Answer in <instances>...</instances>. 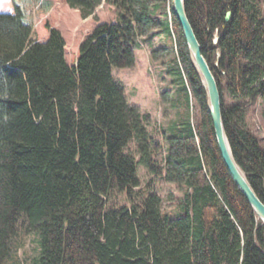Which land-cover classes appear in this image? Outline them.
I'll use <instances>...</instances> for the list:
<instances>
[{
	"label": "trees",
	"instance_id": "1",
	"mask_svg": "<svg viewBox=\"0 0 264 264\" xmlns=\"http://www.w3.org/2000/svg\"><path fill=\"white\" fill-rule=\"evenodd\" d=\"M65 3L84 19L104 3L116 10L82 40L73 64L61 27L47 22L48 38L35 36L32 11L51 1L0 9V264H25L19 252L29 234L38 236L35 264H264V223L222 159L208 93L174 10L169 15L161 0ZM185 6L219 83L235 159L264 201V146L247 124L250 107L264 106L261 2ZM155 30L175 36L191 84L184 81L179 95L189 107L193 92L202 111L197 126L188 114L167 137L164 165L149 116L114 75L135 65L141 38ZM132 142L139 158L126 152ZM140 164L184 186L177 214L143 186Z\"/></svg>",
	"mask_w": 264,
	"mask_h": 264
},
{
	"label": "rangeland",
	"instance_id": "2",
	"mask_svg": "<svg viewBox=\"0 0 264 264\" xmlns=\"http://www.w3.org/2000/svg\"><path fill=\"white\" fill-rule=\"evenodd\" d=\"M12 1L0 0V9H7ZM51 1L53 5L51 11L49 10L50 13L38 10L33 15L35 35L39 34L47 22L61 27L67 40V57L72 64L77 58L79 45L86 35L99 22L112 21L116 17L115 8L105 3L98 8L95 15L84 19L80 12L70 9L65 0ZM161 1L166 3L169 15H171L173 0ZM259 1L264 13V0ZM141 41L142 46L136 51L135 65L115 69L114 75L125 85L128 101L139 105L142 111L149 116L148 128L161 146L155 157L161 165H164L172 145L167 137L176 136L175 126L179 122H186L188 114L193 124L197 126L201 121L202 111L193 92L190 93L189 107L184 94L179 95L185 82L187 85L191 84L189 79L185 80V71L179 68L180 61L175 36L155 30L145 34ZM226 103L227 105L232 103V99L227 94ZM247 124L264 146V106L260 101L250 107ZM128 151L136 154L137 158L140 157L136 142L130 143L128 149L126 148V152ZM138 170L143 186L150 183L151 187L162 196L163 210L177 214L178 204L185 191L184 186L167 181L164 176L153 174L142 164L139 165ZM120 199L125 202L124 197ZM19 253L25 264H35V259L39 255L38 236L27 235Z\"/></svg>",
	"mask_w": 264,
	"mask_h": 264
},
{
	"label": "water",
	"instance_id": "3",
	"mask_svg": "<svg viewBox=\"0 0 264 264\" xmlns=\"http://www.w3.org/2000/svg\"><path fill=\"white\" fill-rule=\"evenodd\" d=\"M173 3L174 14L182 27L193 62L200 73L203 86L206 88L208 93L209 111L211 113L215 135L222 159L235 184L244 194L258 218L264 223V201L256 193L246 173L235 159L225 128L222 95L219 83L209 61L203 54L202 45L187 14L185 0H173ZM231 18L232 11H228L226 21H230Z\"/></svg>",
	"mask_w": 264,
	"mask_h": 264
},
{
	"label": "crops",
	"instance_id": "4",
	"mask_svg": "<svg viewBox=\"0 0 264 264\" xmlns=\"http://www.w3.org/2000/svg\"><path fill=\"white\" fill-rule=\"evenodd\" d=\"M48 1H51V0H48ZM51 2H52V5H53V1H51ZM52 5H51V7H52ZM51 7L49 9H47V10L43 9V10H40V11H42L43 13H47L51 9ZM13 10H14V7H13V1H12L11 4H10V7L8 8V11H13ZM38 10H39L38 7L34 8V10L32 11V15H34V13L37 12ZM50 11L48 13H50ZM35 36H36L37 39H39L41 41H44V40H46L48 38L49 32L47 30H43V31H40L38 35L36 33Z\"/></svg>",
	"mask_w": 264,
	"mask_h": 264
}]
</instances>
